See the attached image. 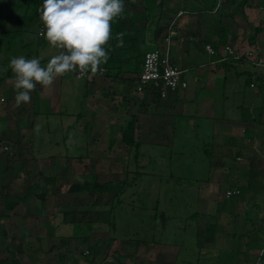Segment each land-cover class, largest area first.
Wrapping results in <instances>:
<instances>
[{"label":"rangeland","instance_id":"1","mask_svg":"<svg viewBox=\"0 0 264 264\" xmlns=\"http://www.w3.org/2000/svg\"><path fill=\"white\" fill-rule=\"evenodd\" d=\"M176 1L180 4L185 2V0L183 2L181 0H162L161 10H155L153 15L152 13L148 15L144 0H123V15L117 19V23L123 28L130 29L132 34L144 33L146 40L139 47L146 49L147 43L151 41V34L157 30H159L157 41L163 40L167 31L166 27L171 22H167L169 14L164 13L175 10ZM248 1L251 3L252 9L257 10L259 2L263 0ZM42 3L43 0H0V98H3V103H0V148L4 146L9 148L8 156H3V159L0 160V264H35V262H28L24 257L30 256L26 253L30 252V249L39 254L40 257H36L35 261L40 264H140L145 258L142 256L143 254L150 255L154 252L149 250L143 251V254L142 251L138 253L137 250L141 249L138 243L153 245L157 243L159 249L165 252L175 253V249H178L180 253L173 255V264L255 263L254 258L258 250L255 248L256 245L259 246V249L261 247V250L264 246L263 232L260 231V228L264 227V206L262 205L264 204V190L258 191L261 188H257L248 192L251 199L256 201L260 207H246V218L242 220V205L236 201L234 203L232 199L224 198V190L231 187L232 181L226 178L222 180L220 194L214 201L217 202V207L220 209L215 210L209 203L204 218L207 224H213L216 229L219 228L217 241L214 236L211 238H202V236L199 239L197 234L194 238L197 226L190 218L193 216L194 209L186 208L187 202L183 196H180L181 194L178 195L175 191L171 192V185L168 182L170 179L167 177L168 171L172 172L170 166L173 163L176 166L180 162L183 166V162L188 156V150L195 151L194 142H189V140L195 139L190 130V121H188V125L187 123H182L180 126L178 124L172 146L169 144L151 145L153 141L144 145L139 154L142 153L140 162L143 165V172L141 174L147 177L141 178L136 184L132 183L133 186L126 184L127 187H123L121 193L115 194L70 193L69 188L72 185L83 184L87 176L93 174L99 175L98 179L101 184L107 181L117 184L119 181L133 180L135 178L133 177L135 174V151L124 145L110 151L104 149L99 152H89L86 149L74 152L72 150L65 151L61 145L62 140L66 135V143H70L74 139V134L67 130L64 131L66 126L74 124V119L67 120L65 116L66 112L72 110L74 106L71 107L72 100H67L70 102L69 104H67L68 102L65 104L63 99L60 100L56 86L47 87L44 91L47 94L49 107L57 103L56 108H47L45 115L57 112L56 109L59 111L62 109L60 112L63 114H60L62 116L60 118L52 120L50 118L52 123L46 128L58 133V136L62 130V134L57 141L48 139L47 143H41L37 147V139L39 142L42 139L43 142L44 137L40 135L41 139L37 137L39 132L34 127L37 119L32 116V113L35 114L37 104L41 102L40 99H44V97H39L41 94L44 95V92L37 87L31 94L30 103L22 104L18 108L14 107V74L10 69L8 71H4V69L13 56L24 55L28 59L43 56L41 64L46 65L50 56L55 54L56 50L49 46L44 49L47 41L43 36H39L43 28L39 18V9ZM130 3L133 6L129 7ZM156 3L155 6H157ZM185 4L187 8L190 6L187 5V2ZM247 8L236 10L232 6H222L221 13H208L199 16L188 15V13L181 15L182 26L189 24L195 28L194 31H196V26H199L197 32L201 31L202 26L206 25L207 27L203 36L197 32L192 34L193 30L187 31L195 38L194 41H190L193 46H190L188 50L190 54L187 52V56H190L191 60L195 62L197 54L194 53L193 47L197 50L200 40L211 39L214 34L212 33L214 26L218 23L224 26L222 21L231 23L234 32H238L241 38H244V35L251 36L254 26L252 22L254 21L252 13H249ZM229 17H232L234 21L230 22ZM156 23L157 26H155ZM260 26L264 28V23H261ZM175 27H177L176 22ZM184 44L185 42L182 43V46ZM175 55L181 65L185 63L186 54L176 50ZM129 56L131 54L125 56L127 60ZM116 61L117 59L113 63ZM125 68L126 71L123 73L127 79L136 77L132 63L130 64L128 61ZM59 78L74 79V73L59 76L57 79ZM113 101L115 100H107L105 104L110 103L111 107H117ZM157 106H161V104L156 101L146 103V106L143 105V107H147L144 110L148 111V115L152 114L151 110H154L151 107L156 108ZM134 112L133 106L128 107L126 110H121L119 118H125L124 122L127 124L130 122V117L135 114ZM71 113L74 111L72 110ZM117 118L115 117V120ZM108 120L112 121L114 118ZM162 120L165 122L166 118L163 117ZM41 121L46 123L43 118ZM119 126L117 121L116 126L110 128L113 130L115 140L119 139ZM81 128H84L85 133H89L86 135L87 138L95 135H97L96 138H100L99 125L94 121H85ZM162 129L164 130H160L159 134H166L167 126ZM30 131L33 132L35 139H32ZM153 131L150 130L151 133ZM185 132L187 134H184ZM73 153L74 167L72 165L65 167L64 160L73 159ZM4 164H6L5 171H3ZM181 165L179 168H182ZM221 169L225 173L230 171L229 167ZM235 169V166L231 168L232 174ZM151 173H154L153 176ZM232 176L234 178V175ZM246 190L243 195L249 198ZM123 192H129L131 195H125ZM136 193L138 196H134ZM41 195L44 196V199L39 197ZM23 196H27L25 203L19 202L12 211L5 209L4 198L11 201L16 197L20 201ZM248 198L243 197V199ZM155 201H159L158 206L154 205ZM141 211L144 212V218L147 216V212H150V215L147 216L146 221L143 220V223L140 224L138 217H140ZM250 211H255L256 216L250 215ZM110 212L111 216L107 214ZM108 217L111 218V226H102L100 220L105 218L108 220ZM173 219L175 221H172ZM251 220L256 221L252 231L249 225ZM63 224H68L70 227L74 225V230H62ZM59 231L61 234L62 231L67 233H63V236L59 235ZM55 234L57 235L55 236ZM72 235L74 242L70 243L69 239ZM25 242L27 250L23 251L22 244ZM232 242H236L237 245L232 246ZM17 244L20 245V249ZM172 259L170 258V260ZM255 264H259V261Z\"/></svg>","mask_w":264,"mask_h":264},{"label":"crops","instance_id":"2","mask_svg":"<svg viewBox=\"0 0 264 264\" xmlns=\"http://www.w3.org/2000/svg\"><path fill=\"white\" fill-rule=\"evenodd\" d=\"M161 1L162 0H157L156 5L160 3L163 7ZM181 2H183V0H181ZM185 2H187V5H190L188 8ZM185 2L180 4L176 1L175 10L164 13L167 15L169 14L168 16L170 19L168 18L167 22L175 20L177 23V27H174V31H172L173 34L171 35V56L179 67L191 69L189 74L190 84L185 91L178 94L170 93L165 99H161L156 95H151L149 92H145L142 96L138 94L135 95L133 90L139 73H136V77L127 79L124 73L128 61L126 57L121 54L122 51H120V49L118 56H121V58H115V55L112 56L113 54H111V51L113 47L110 45L108 48L109 59L105 64L101 65V71L103 72L101 73V71H99L96 74H92L93 78L91 81L78 80L74 73V79L59 78L56 79L50 87L56 86L58 88L59 98L60 100L63 99L65 104L68 102V99L73 101L67 104L70 103L71 107L74 106L72 108L74 113H71L72 110H70L66 112L67 114L65 117L67 120L71 121L74 119V124L66 126L64 131L67 130L68 132L70 131L71 134H74V139H72L70 143H66L67 135L65 136V139L62 140L61 143L65 151L72 150L74 152L83 149L89 152H99L102 151L101 149L110 151L112 149H117V147L119 148L120 145L133 148L135 151V174L133 177L135 178L129 180V182L126 180L122 182L117 181L123 184L124 187H127L126 184L133 186L132 183L136 184L141 178L147 177L141 174L143 172V165L140 162L142 153L139 154V152H141L140 150L144 148V145H148V142L153 141L151 145L169 144V146H172L178 124L179 126L182 123H187L188 125V121H190V130L194 134L195 139L193 141L188 140L189 142H194V146H192L195 147V151L192 149L188 150V156L187 159L184 160L183 166L181 165L182 162L178 163L176 166L172 162L173 164L170 166L172 172L168 171L169 174L167 175L170 179L168 182L171 185L170 189L172 193L175 191L178 195L181 194L180 196H183L187 202L186 208L194 209L192 212L193 216H190L191 221L197 226L195 227L194 238L197 234L199 235V239L202 236V238H211L214 236L215 241H217L220 232L219 228L217 227L216 229V226L213 224H207L204 218L209 203L215 210L220 209L217 207V202L215 203L214 201L218 199L220 185L224 178L232 181L231 187L225 188L224 190V198L227 200L232 199L234 203L236 201V203L238 202L239 205H242V220L246 218V207H260L256 204V201L251 199L248 192L257 188H261V190L258 191L264 190V69L257 70L251 62L247 63L244 61L242 63L219 65L211 63L213 59L204 52L203 48L204 44L212 43L214 40L219 43V36L221 33L220 26H222L219 23L214 26V30L212 31L214 34L211 39L206 40L205 38L204 41L200 40V44H197V50L193 47V51L197 54V57L195 62L192 61L190 56H187V52H189L190 46H193V43L190 41L195 40L192 34L197 32V27L199 26H196V31H194L195 28L189 24L188 26H184V24L182 26V16L179 18L176 17L178 12L182 11L185 12L184 15H187V13L193 16L208 14L210 11L207 13H198L197 10L205 5L209 6V2L207 0H185ZM128 6L131 7L133 5L130 3ZM224 6L229 7L230 5L224 4ZM247 7L246 10L252 13V20L254 21L252 22L254 25L252 27V35L249 37L244 35V38H241L238 32H234L231 23L222 21L228 32L226 44L232 45L240 50H252L256 55L264 56V28L260 26L261 23H264V1L259 2V9L257 10L252 9L249 1ZM219 13H221V11ZM158 14L159 12L156 14V17ZM122 15L123 13L120 17H122ZM120 17H118V19H120ZM228 20H230V22L234 21L232 17H229ZM170 23L168 25H170ZM155 26H157V23ZM166 28L167 31L165 32L163 40L157 41V37L154 38L155 32L151 34V41L147 43V48L153 50L164 44L165 38L169 36V26ZM206 28V25L202 26L201 31L197 33L203 36L202 34L206 32ZM256 29L259 31L256 32ZM189 30H193V33L190 34L187 32ZM251 38L253 41L250 42ZM145 40L144 35V41ZM183 42H185V44L182 46ZM48 46V43L45 42L44 49H47ZM176 50L179 51V53L186 54L184 58L185 63L182 65L178 62V58L175 55ZM115 59H117V61L113 63ZM255 73H259L260 80L256 81L257 84H255L254 87H250L249 84L252 82V76L255 75ZM37 87H39L42 92L47 88L40 85H37ZM39 97H44V99L39 98L41 102L37 104L36 112L35 114L32 113V116L37 119L34 126L39 132L37 137L40 138V136H42L44 140L42 142L40 138L41 140L39 142L37 139V147L41 143H47L48 139H53L54 141L60 139L62 130L58 136V133L47 130L46 126L51 125V120L53 118H60L63 114L60 112L62 109L60 111L56 109L57 112L54 111L51 115H45L46 109L56 108L57 103L49 107L47 104V94L45 92L44 95L41 94ZM112 99L118 102L113 101L116 103L115 105L117 107H111L110 103L107 105L105 104L107 103L105 101H111ZM152 101L159 102L161 106H157L160 108L151 107L154 110H151L152 114L148 115V111L144 110V108L147 107H143V105L146 106V103H152ZM58 105H60V103H58ZM58 105L57 108H59ZM132 106L135 110V114L130 117V122L126 124L124 122L125 118L121 119L119 115L121 114V110H126L128 107ZM115 108L117 109L115 110ZM161 109L163 110L160 111ZM42 112L43 115H41ZM115 117L118 118L115 120ZM163 117L166 118L165 122L162 120ZM42 118L46 120V123L41 121ZM50 118L51 120H49ZM109 118L110 120L114 118V120L109 121ZM85 121H94L99 125L100 138H96L95 136L97 135L91 138L86 137L89 133H85L84 128H81ZM117 121L120 124L118 131L119 139L115 140L112 132L113 130H110V128L116 126ZM70 126L71 128H69ZM164 126H167L168 130L167 133L162 134V136L159 134V131L164 130L162 129ZM130 129L131 132L129 133H131L132 139H128L127 137L124 140L123 135L125 131H130ZM150 130H154L153 133H151ZM29 134L32 135V139L36 138L32 131H30ZM184 134L187 133L185 132ZM159 135L161 136L160 138ZM126 141L130 142L127 143ZM72 156L73 159L64 160L63 165H65V167L67 165H72L74 167V153ZM180 165L182 168H179ZM234 166L236 169L234 174H232L231 168ZM222 167H229L230 171L225 173L224 170L221 169ZM153 174L154 173H151V176H153ZM232 175H234V178ZM98 178L99 175L93 174L92 176H87L85 181H95L101 184ZM105 183L113 182L107 181ZM245 189H247L246 193L249 198L243 195ZM233 190H238L239 194L227 198L226 192ZM123 193L125 195L129 194V192ZM134 196H138L137 193ZM243 197L248 199H243ZM158 204L159 201L154 202V205L158 206ZM262 205L264 206V204ZM107 214L111 216V212ZM148 215H150V212H147V216ZM250 215L256 216L255 211H250ZM147 216L144 218V212L141 211V215L138 217L140 224L143 223V220L146 221ZM100 221L102 222V226H111L110 217H108V220L102 219ZM172 221H175V219ZM255 222L256 221L251 220L249 224L250 230L254 227ZM61 229H69L68 231H71L74 230V225L70 227L68 224H63ZM260 231L263 232L262 242L264 243V227L260 228ZM58 233L59 235H63V233L67 232L62 231L61 234L59 231ZM56 235L57 234H55V236ZM70 238L69 242L73 243V235ZM236 242H232V246H236ZM138 244H140L142 249L137 250L138 253L142 251L143 254V251L146 252L149 250L155 253L150 252L152 253L150 255H147V253L145 255L143 254L142 256L145 258L140 264H173V255L180 253L178 249H175V253L171 251H162L159 249L157 243L154 245L149 243ZM17 245L20 249V245ZM26 245V242L22 244L23 251L27 250L25 248ZM61 245H63V243H61ZM204 246L206 247V245ZM255 248L258 250L254 262L256 263L259 261V264H264V255L262 257L259 255L261 247L259 249V246L256 245ZM26 253L30 255L29 257L24 256L27 258L28 262L40 264L35 261L36 257H40L36 251L33 252V250L30 249V252L27 251ZM170 258L172 260H170Z\"/></svg>","mask_w":264,"mask_h":264},{"label":"clouds","instance_id":"3","mask_svg":"<svg viewBox=\"0 0 264 264\" xmlns=\"http://www.w3.org/2000/svg\"><path fill=\"white\" fill-rule=\"evenodd\" d=\"M124 11L123 0H43L39 9L41 36L56 50L46 65L43 56L10 58L7 67L14 74V107L31 102L37 88L50 87L59 77L76 73V79L101 71L109 59L111 22ZM124 33L116 34L117 47L123 46ZM3 103V98H0Z\"/></svg>","mask_w":264,"mask_h":264},{"label":"built area","instance_id":"4","mask_svg":"<svg viewBox=\"0 0 264 264\" xmlns=\"http://www.w3.org/2000/svg\"><path fill=\"white\" fill-rule=\"evenodd\" d=\"M220 3L221 1L218 0L216 7L210 13H217ZM184 14L185 12L183 11L178 12L176 18ZM174 24L175 20L169 25V36L165 38L164 44L145 54L141 72L133 90L135 95L142 96L145 92H149L151 95L165 99L170 93L178 94L188 89L191 69L179 67L171 56V35L173 34L172 31H174ZM203 49L213 59L212 64H235L244 61L247 63L251 62L257 70L264 69V56H258L252 50H240L229 44L221 45L218 44V41H214L213 44H204ZM258 74L255 73L252 76V82L249 84L250 87H254L257 84L256 81L260 80ZM92 78L93 75L89 73L81 80L91 81ZM8 152L9 148L7 146L1 147L0 160L3 159V156H8ZM238 194V190L227 191L226 197L230 198ZM259 255L260 257L264 255V246Z\"/></svg>","mask_w":264,"mask_h":264},{"label":"trees","instance_id":"5","mask_svg":"<svg viewBox=\"0 0 264 264\" xmlns=\"http://www.w3.org/2000/svg\"><path fill=\"white\" fill-rule=\"evenodd\" d=\"M157 0H144L145 3V7H146V11L147 14L150 15V13H152V15L154 14L155 10H160L162 5L159 3L157 6H155ZM209 3V6L205 5L202 8H199L197 10L198 13H207L211 10H213L216 5H217V1L218 0H207ZM221 1V0H220ZM264 1V0H263ZM224 4H228L230 6H233L236 10H241L245 7H247L248 5V0H223L220 4V6L217 8L218 12L221 11L222 6H224ZM120 17V16H119ZM117 18L114 19L113 22H111V39L109 41L108 44V48L109 45L112 46V51L111 54H113L112 56H114L115 58L120 57L118 56V52L119 49L122 55L124 56H128L129 54H131V56L128 57L129 63L133 65L134 73H139L141 72V68H142V63H143V59L144 56L147 52H150L152 50H150V48H140L139 46L143 45L144 41V33H135L132 34V32H130V29L127 28H123L120 25H118L117 23ZM221 33L219 36V43L221 45H224L227 43V29L224 26H221ZM223 31V32H222ZM259 30L256 29V32H258ZM119 32H123L124 33V37H123V46L122 47H117V43L118 41L115 39V36L117 33ZM159 30H157L154 34V38L157 37ZM223 33V34H222ZM132 34V35H131ZM253 41V39H250V42ZM210 44H213L210 43ZM154 50V49H153ZM133 54V55H132ZM107 73V71H106ZM139 77V76H138ZM138 79V78H137ZM131 129L126 130L123 137L124 140L128 137V139H132L131 137ZM127 143H129L130 141H126ZM7 157V156H6ZM1 163V161H0ZM6 164H4V169L3 171L6 170ZM124 185L120 184V183H105L103 185L97 183V182H89V181H85L83 184L79 185V184H74L72 185L69 190L70 193H80V192H90V193H100V194H104V193H111V194H115V193H121V190L123 189ZM41 199H44V196H39ZM225 197V196H224ZM27 200V196H23L20 198V201H18V198L14 197L12 198L11 201H8L6 198H4V206L5 209H7L8 211H12L19 202H25ZM106 219V218H105ZM90 225V222H89ZM214 227V226H213ZM210 230V229H209ZM208 230V231H209Z\"/></svg>","mask_w":264,"mask_h":264}]
</instances>
